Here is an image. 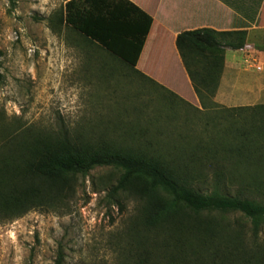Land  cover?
Returning a JSON list of instances; mask_svg holds the SVG:
<instances>
[{"label": "rangeland", "instance_id": "1", "mask_svg": "<svg viewBox=\"0 0 264 264\" xmlns=\"http://www.w3.org/2000/svg\"><path fill=\"white\" fill-rule=\"evenodd\" d=\"M94 1L0 0V130L24 125L51 132L64 127L74 134L84 128L89 135L94 130L107 136L109 124L118 117L136 134L146 128L145 139L167 158L195 159L188 163L196 171L204 165L203 174L192 181L197 191L210 194L218 188L230 196L242 194L239 183L217 176L232 164L226 161L227 168H219L204 158L220 141L216 136L221 126L250 124L241 119L250 113L222 115V110L264 105V16L260 27L248 35L245 48L230 50L227 66L225 56L227 71L224 66L218 88L203 89L201 97L183 61L182 66L172 55L169 59L162 54L170 34L156 49L162 58L150 60L151 44L143 52L154 24L146 10L156 14L158 4L165 5L166 0H97L99 7ZM62 9L65 23L83 34L89 25L103 31L101 21L105 18L109 24L116 16L114 31L125 41L140 39L143 53L135 49L118 55L96 42L144 78L116 73L105 53L84 48L69 31L54 33L48 20ZM109 137L123 141L114 132ZM119 176L114 168H97L77 178L73 197L57 210L34 209L16 219L0 215V264H55L59 253L63 264H139L136 240L150 234L140 225L138 198L126 193L116 201L108 197ZM245 197L264 202V196ZM212 216L232 227H245L252 244L250 223L241 215ZM259 237L262 243L264 226ZM154 258L149 262L159 261Z\"/></svg>", "mask_w": 264, "mask_h": 264}, {"label": "trees", "instance_id": "2", "mask_svg": "<svg viewBox=\"0 0 264 264\" xmlns=\"http://www.w3.org/2000/svg\"><path fill=\"white\" fill-rule=\"evenodd\" d=\"M95 4L100 6L97 0ZM115 15L120 17L118 13ZM113 17L116 21L109 24L105 18L101 21L103 31L87 26L86 35L65 23L63 9L48 22L54 33L68 35L69 31L77 39L74 41L84 48L95 47L105 53L116 73L125 71L126 78L142 77L139 71L110 52L127 53L130 50L127 43H135L125 41L120 38V32L114 31L119 22ZM247 37V31L213 29H198L178 36V51L200 96L204 90L218 88L226 51L243 50ZM96 41L110 46V51ZM232 112L236 116L250 113V117L241 118L248 119L246 122L250 124L236 125V128L231 124L227 129L221 126L216 136L220 141L214 151L206 154L212 157L204 160L219 168H227L223 164L226 161L232 164V169H221L217 176L241 185L242 194L236 196L222 193L218 188L210 194L194 189L192 181L203 174L204 165L200 166L202 171H196L189 164L195 159L167 158L155 150L151 139H145L146 128H139L142 130L136 134L135 129L132 131L118 117L108 127L110 132L123 137L127 145L111 139L110 132L106 136L104 132L96 134L91 130L93 135H89L84 128L71 134L64 127L51 132L34 126L3 127L0 130V215L16 219L34 209L57 210L73 197L79 176L86 177L97 168L110 167L119 171L120 176L108 197L116 201L126 193L142 202L140 225L150 235L136 240L139 264H264V241L258 242L264 226V202L245 197L264 196V105L222 110L221 114L232 115ZM214 213L241 215L250 223L252 244L247 242L245 227L221 223L212 216ZM153 257L159 261L149 262ZM63 259L59 253L55 264H63Z\"/></svg>", "mask_w": 264, "mask_h": 264}, {"label": "crops", "instance_id": "3", "mask_svg": "<svg viewBox=\"0 0 264 264\" xmlns=\"http://www.w3.org/2000/svg\"><path fill=\"white\" fill-rule=\"evenodd\" d=\"M158 5L156 14H151L145 9L153 18L154 24L149 33L151 39L146 42L144 48L146 50L143 52H147L151 44L154 54L151 56V61L159 60L167 54L169 59L172 55L173 60H179L181 65L182 58L176 44L180 34L198 29H213L217 32L247 31L250 35L255 28L260 27L261 17L264 16V0H166L165 5L163 1ZM246 25L247 28H242ZM257 30L260 29H256L255 32H260ZM168 34L171 42L167 43L166 52L159 56L156 49L164 43ZM248 39L250 40V37ZM127 45L130 46V51L139 49V54L143 53L144 45L140 39L134 44L127 43ZM230 52V49L226 52V66L230 61Z\"/></svg>", "mask_w": 264, "mask_h": 264}]
</instances>
